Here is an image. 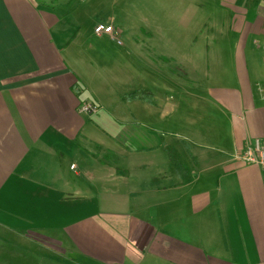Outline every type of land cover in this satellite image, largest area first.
<instances>
[{
    "label": "crops",
    "instance_id": "1",
    "mask_svg": "<svg viewBox=\"0 0 264 264\" xmlns=\"http://www.w3.org/2000/svg\"><path fill=\"white\" fill-rule=\"evenodd\" d=\"M220 1L239 33L236 83L211 89L230 113L227 144L197 157L184 140L183 183L153 155L164 139L125 146L119 168L89 160L78 141L89 95L58 43L61 16L46 0H0L1 227L86 264H264V166L238 157L264 144V0Z\"/></svg>",
    "mask_w": 264,
    "mask_h": 264
},
{
    "label": "rangeland",
    "instance_id": "2",
    "mask_svg": "<svg viewBox=\"0 0 264 264\" xmlns=\"http://www.w3.org/2000/svg\"><path fill=\"white\" fill-rule=\"evenodd\" d=\"M46 2L61 16L55 29L68 67L88 90L87 102L99 105L97 112L83 115L86 124L78 136L89 160L95 155L119 168L122 152L129 151L125 146L161 145L163 139L191 172L193 157L184 140L194 156L220 155L230 113L211 89L236 83L239 38L228 26L232 12L220 0ZM98 25L114 31L97 34ZM141 90L152 93V103L127 98ZM151 132L155 139L140 137ZM153 155L167 162L170 174L176 173L167 151ZM160 167L165 168L163 162ZM167 176L160 181L169 182ZM11 232L0 225V264H86L83 254L65 253L53 241L27 242Z\"/></svg>",
    "mask_w": 264,
    "mask_h": 264
},
{
    "label": "built area",
    "instance_id": "3",
    "mask_svg": "<svg viewBox=\"0 0 264 264\" xmlns=\"http://www.w3.org/2000/svg\"><path fill=\"white\" fill-rule=\"evenodd\" d=\"M97 34L111 33L114 31L112 26L98 25L95 29ZM257 90L260 96L264 99V83H258ZM82 112L95 113L99 110V105L95 102H86L82 105ZM239 159L249 163H255L264 166V144L260 139L252 140L244 151L238 154ZM75 165H72L74 168Z\"/></svg>",
    "mask_w": 264,
    "mask_h": 264
},
{
    "label": "trees",
    "instance_id": "4",
    "mask_svg": "<svg viewBox=\"0 0 264 264\" xmlns=\"http://www.w3.org/2000/svg\"><path fill=\"white\" fill-rule=\"evenodd\" d=\"M127 98H129V100H145L150 103H152L153 101L152 93L146 90L131 93ZM166 150L169 153L172 165L174 166V171L182 178L183 183L189 182L191 176L190 174H188V169L186 168L184 162L181 160L180 156L176 154L177 152L174 149L167 148Z\"/></svg>",
    "mask_w": 264,
    "mask_h": 264
}]
</instances>
